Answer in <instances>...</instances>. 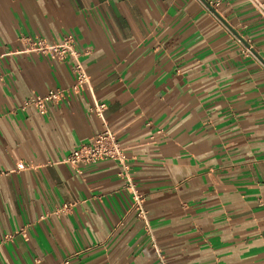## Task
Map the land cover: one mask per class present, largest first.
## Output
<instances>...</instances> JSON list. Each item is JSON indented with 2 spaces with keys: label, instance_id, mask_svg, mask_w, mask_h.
I'll list each match as a JSON object with an SVG mask.
<instances>
[{
  "label": "crops",
  "instance_id": "obj_1",
  "mask_svg": "<svg viewBox=\"0 0 264 264\" xmlns=\"http://www.w3.org/2000/svg\"><path fill=\"white\" fill-rule=\"evenodd\" d=\"M211 1L0 0V264H264V18ZM64 36L89 87L21 109L73 84L69 55L22 51ZM94 99L145 219L115 162L63 161Z\"/></svg>",
  "mask_w": 264,
  "mask_h": 264
},
{
  "label": "built area",
  "instance_id": "obj_2",
  "mask_svg": "<svg viewBox=\"0 0 264 264\" xmlns=\"http://www.w3.org/2000/svg\"><path fill=\"white\" fill-rule=\"evenodd\" d=\"M212 4L211 0H204ZM264 18V1L247 0ZM239 41L241 38L238 39ZM22 51L36 53L48 56L52 60H63L69 55L72 60V73L74 82L69 88H50L44 95L30 96L25 99L21 105V109L27 107L35 108L40 114L47 112V104L56 103L64 98L68 93H78L89 87V76L85 70L82 61L79 58V52L75 49L71 36H64L59 42H47L45 39L36 37L27 39L26 45ZM246 53H251L249 47L245 48ZM106 104L96 99L90 106L89 111L97 115L104 123L103 129L93 136L91 142L78 145L63 159L68 163L75 172L81 173V167L96 163L101 160H111L119 166V176L124 179L123 187L129 189L132 197V208L140 219L146 218V210L143 205V196L137 190L136 184L129 174V165L126 154L118 142L114 131L108 127L104 121V110ZM29 166L22 161L16 163L14 170L26 169ZM68 205L64 204L63 208ZM24 235V230H21Z\"/></svg>",
  "mask_w": 264,
  "mask_h": 264
}]
</instances>
